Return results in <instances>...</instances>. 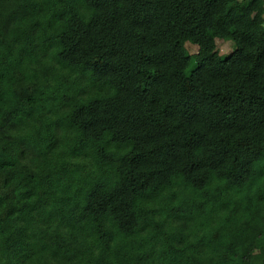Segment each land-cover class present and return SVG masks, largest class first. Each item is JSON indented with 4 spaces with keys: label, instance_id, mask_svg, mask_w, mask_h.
<instances>
[{
    "label": "trees",
    "instance_id": "1",
    "mask_svg": "<svg viewBox=\"0 0 264 264\" xmlns=\"http://www.w3.org/2000/svg\"><path fill=\"white\" fill-rule=\"evenodd\" d=\"M0 264H264V0H0Z\"/></svg>",
    "mask_w": 264,
    "mask_h": 264
},
{
    "label": "rangeland",
    "instance_id": "2",
    "mask_svg": "<svg viewBox=\"0 0 264 264\" xmlns=\"http://www.w3.org/2000/svg\"><path fill=\"white\" fill-rule=\"evenodd\" d=\"M186 45L192 53L196 52L198 49V47L191 42H188ZM218 47L221 54H223L224 56H228L235 50V43L230 39H218Z\"/></svg>",
    "mask_w": 264,
    "mask_h": 264
}]
</instances>
